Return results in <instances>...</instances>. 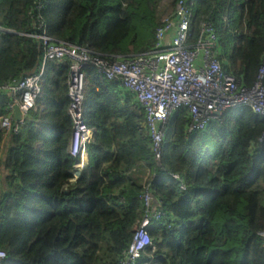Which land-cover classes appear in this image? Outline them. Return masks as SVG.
<instances>
[{
	"label": "trees",
	"instance_id": "obj_1",
	"mask_svg": "<svg viewBox=\"0 0 264 264\" xmlns=\"http://www.w3.org/2000/svg\"><path fill=\"white\" fill-rule=\"evenodd\" d=\"M164 1L0 0V119L11 100L5 86L42 64L41 24L94 55L130 56L153 49ZM168 1L172 13L179 0ZM205 20L216 28L224 69L254 85L264 65V0H199L191 44ZM69 69L68 60L48 61L36 107L17 132L5 137L0 128L2 264H119L146 214L147 171L165 216L149 226L152 245L135 264H264V115L231 109L190 134L191 115L180 108L158 162L143 107L89 66L85 104L95 132L72 180Z\"/></svg>",
	"mask_w": 264,
	"mask_h": 264
},
{
	"label": "built area",
	"instance_id": "obj_2",
	"mask_svg": "<svg viewBox=\"0 0 264 264\" xmlns=\"http://www.w3.org/2000/svg\"><path fill=\"white\" fill-rule=\"evenodd\" d=\"M198 1L179 0L172 13L162 16L161 24L155 31L153 49L130 56L94 55L87 47L54 39L41 24V30L34 34L44 47L39 70L5 86L11 96L7 114L0 119L5 137L17 132L28 112L36 107L43 93L46 64L54 60L70 61L68 111L73 128L68 149L77 162L87 152L95 132V128L87 123L85 104L88 84L85 69L89 66H94L108 79L118 81L122 89L143 107L158 162L163 155L166 124L171 114L180 108L187 109L191 115L190 134L204 130L214 118L231 109L248 106L255 113L264 115V65L254 85H242L233 73L224 69L217 31L208 20L201 23L196 42H189L190 26ZM16 106L21 112L19 120L15 118ZM79 176L74 169L72 180ZM151 177L149 171L143 175L144 192L141 197L147 208L146 214L137 225L133 240L119 264L136 263L143 250L152 245L149 226L165 216V211L153 204ZM259 234L264 247V229ZM6 257V251L0 249V264Z\"/></svg>",
	"mask_w": 264,
	"mask_h": 264
},
{
	"label": "crops",
	"instance_id": "obj_3",
	"mask_svg": "<svg viewBox=\"0 0 264 264\" xmlns=\"http://www.w3.org/2000/svg\"><path fill=\"white\" fill-rule=\"evenodd\" d=\"M86 153H87V152H86ZM83 160H84V158L82 157V158H81V161H80V165L75 164V169H77V168H80V169H81L80 174H81V172L83 171V169L85 168L84 165H83V169L81 168V162H83ZM87 163H88V153H87V155H86V163H85V166L87 165ZM1 171H2V174H3V175H6V174L8 173L7 169H5L4 167L1 168ZM129 175H130V176H133V177H137V176H138V174H137V172H136L135 170H131V171L129 172ZM76 179H77V178H76Z\"/></svg>",
	"mask_w": 264,
	"mask_h": 264
},
{
	"label": "rangeland",
	"instance_id": "obj_4",
	"mask_svg": "<svg viewBox=\"0 0 264 264\" xmlns=\"http://www.w3.org/2000/svg\"><path fill=\"white\" fill-rule=\"evenodd\" d=\"M172 7L173 6H171V2L170 1L166 0V1L162 2L160 4L159 9H158L159 14H161V16H163L164 13H167V11H170L172 9Z\"/></svg>",
	"mask_w": 264,
	"mask_h": 264
},
{
	"label": "water",
	"instance_id": "obj_5",
	"mask_svg": "<svg viewBox=\"0 0 264 264\" xmlns=\"http://www.w3.org/2000/svg\"><path fill=\"white\" fill-rule=\"evenodd\" d=\"M15 118L19 120L21 118V112L18 106H16Z\"/></svg>",
	"mask_w": 264,
	"mask_h": 264
},
{
	"label": "bare ground",
	"instance_id": "obj_6",
	"mask_svg": "<svg viewBox=\"0 0 264 264\" xmlns=\"http://www.w3.org/2000/svg\"><path fill=\"white\" fill-rule=\"evenodd\" d=\"M76 164L80 165V161H78V162L76 161ZM81 168H82V162H81ZM80 171H81L80 168L76 169L77 174H80Z\"/></svg>",
	"mask_w": 264,
	"mask_h": 264
}]
</instances>
